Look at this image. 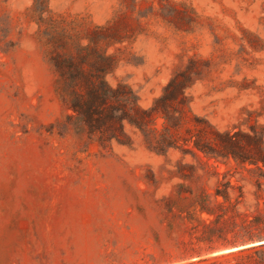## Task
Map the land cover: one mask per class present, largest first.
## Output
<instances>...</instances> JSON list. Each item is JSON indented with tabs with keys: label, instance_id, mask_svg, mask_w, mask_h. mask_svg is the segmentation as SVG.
Wrapping results in <instances>:
<instances>
[{
	"label": "rangeland",
	"instance_id": "rangeland-1",
	"mask_svg": "<svg viewBox=\"0 0 264 264\" xmlns=\"http://www.w3.org/2000/svg\"><path fill=\"white\" fill-rule=\"evenodd\" d=\"M44 5L38 27L33 0H0V264H264V0ZM107 23L124 37L105 80L140 108L190 72L183 100L162 105L183 122L165 149L128 127L129 144L106 146L55 127L42 31L72 47Z\"/></svg>",
	"mask_w": 264,
	"mask_h": 264
},
{
	"label": "trees",
	"instance_id": "trees-1",
	"mask_svg": "<svg viewBox=\"0 0 264 264\" xmlns=\"http://www.w3.org/2000/svg\"><path fill=\"white\" fill-rule=\"evenodd\" d=\"M44 4L45 0H33L38 27L44 22ZM42 34L55 73V92L65 110L63 120L55 126L59 134L70 131L81 138L85 146L91 142L101 146L111 142L127 145L130 143L126 131L128 127L138 132L149 148L155 151L156 148L165 149L176 141L175 131L183 123L181 114L171 116L162 105L167 99L175 106L183 100V91L191 82L190 72L183 70L174 73L162 88V94L153 100L149 108L143 109L138 106L137 96L127 84L118 82L112 87L105 80V75L114 69L116 63L115 55L107 52V49L124 37L114 23L87 28L81 37L84 42L76 41L72 47H68L65 37L55 34L52 29L44 28ZM155 118L163 120L159 129L154 125ZM194 147L201 149L196 142ZM260 161L264 165V160ZM250 237L252 239L253 235ZM254 237L259 239L257 235ZM259 245L264 246V242L254 246L259 248ZM254 246L235 251L242 252ZM233 253L227 252L221 256ZM206 260L210 258L184 264Z\"/></svg>",
	"mask_w": 264,
	"mask_h": 264
}]
</instances>
